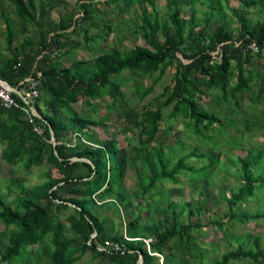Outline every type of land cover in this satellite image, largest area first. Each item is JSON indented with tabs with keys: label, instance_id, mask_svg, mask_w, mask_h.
I'll use <instances>...</instances> for the list:
<instances>
[{
	"label": "trees",
	"instance_id": "obj_1",
	"mask_svg": "<svg viewBox=\"0 0 264 264\" xmlns=\"http://www.w3.org/2000/svg\"><path fill=\"white\" fill-rule=\"evenodd\" d=\"M120 1L141 10V25L136 32L143 44H136L127 52L112 47L95 57L91 67H85L84 61L68 66L60 61V52L67 45L63 37L80 32L86 44L92 43L94 37L90 36V30L99 29L95 8L100 0H77L81 17L74 19L75 15L70 13L57 23L49 19L53 7L42 0H8L19 19L16 30L2 10L3 0H0L6 40L4 51H0V81L22 91L26 88V79L39 80V96L32 103L39 118L33 117L34 123H29L20 109L0 110V159L8 165L21 164L24 170L44 163L50 166L39 184L25 187L12 181L10 184L17 186V191L8 189V195L0 193V225L3 226L0 241L8 236L7 245L0 251V264H28L31 256L37 260L29 264H76L86 252L99 258L102 264L106 261L137 264L139 259L141 264H203L209 248L201 245L194 235L203 228L201 214L210 212L223 201L231 221L246 224L264 218V214L232 212L250 200L256 190L264 191V173L257 171L262 153L255 149L239 159L241 184L237 189H228L229 196L223 190L219 197L191 200L180 210L169 201L165 213L168 215L170 211V220L163 229L160 220L143 224L126 212L124 233L113 234L110 222L95 213L96 209L112 208V216L119 217L121 207L114 195L121 194L120 185L128 162L133 164L138 176L136 188L140 199L152 197L159 183L178 185L181 174H187L193 187L204 182L220 160L221 152L192 151L173 163L167 140L174 124L181 122L188 134L201 142L204 132L222 126L216 114L202 107L204 98L211 96L217 107L231 103L237 109L243 95L253 90L256 81L259 88L251 102L258 105L264 94V73L250 69L259 63L254 60L255 56L261 59L264 55V19L253 25L246 15L252 8L264 13V0H237L246 12L231 7V0H206L208 10L203 19L196 16L197 0H189L187 22L182 17L179 0H166L167 12L162 16L154 9L156 0H102V3L108 7ZM148 7L153 15L148 13ZM223 8L235 18L238 32L234 34L229 23L223 22L207 33L212 12ZM28 27L32 30L30 33ZM100 29L104 35L96 32V36L105 41L110 28L103 25ZM252 43L257 52L248 49ZM173 66L172 85L163 88L154 108L140 112L130 105L122 91L123 74L130 77L136 88L146 79H152L143 91L144 98ZM12 96L20 106H25L17 95ZM80 100H98L105 114L97 120L80 115L71 107ZM168 108L170 111L165 115ZM116 109L121 111L119 119L124 118L125 122L122 134L137 129L135 151L139 154L121 155L114 135L100 144L92 143L91 128L107 123L110 112ZM162 123L166 126L161 129ZM34 126L40 127L42 135L33 131ZM50 131L55 138L54 147ZM73 135H78L77 144L81 145L77 150L66 146ZM139 155L144 174L137 163ZM74 158L88 160L91 165L72 161ZM191 159L204 160L206 164L195 168L188 164ZM53 169L57 177L51 174ZM11 195L13 198L8 200ZM222 226L220 223L218 228ZM93 233L96 236L90 240ZM144 240H150L148 245ZM105 242L117 243L121 251L100 250ZM244 262L264 264L260 238L253 239L252 248L240 245L206 264Z\"/></svg>",
	"mask_w": 264,
	"mask_h": 264
},
{
	"label": "rangeland",
	"instance_id": "obj_2",
	"mask_svg": "<svg viewBox=\"0 0 264 264\" xmlns=\"http://www.w3.org/2000/svg\"><path fill=\"white\" fill-rule=\"evenodd\" d=\"M76 1L77 0H42L43 3L53 7L49 19L55 23H57L61 17L70 13L75 15L74 19H79L81 17L82 14L81 11L77 9ZM179 1L183 10L182 17L187 22L190 13V1ZM165 4L166 0L155 1L154 9L158 13V16H162L167 12ZM96 6L95 9L98 11L96 10L95 12V21L99 29L96 30L92 28L90 30V36L94 37L92 43L86 44L80 32L71 33L63 37L67 45L64 51L60 52L59 58L61 59L60 61L67 66L72 62L84 61L85 67H91L95 57L112 47H116L122 52H127L134 45L143 44L140 35H137L136 32L137 27L141 25L142 13L139 8L132 7L123 1L107 7L102 3V0H100L99 4L97 3ZM230 6L245 12L247 11L243 9L242 4L237 0H231ZM194 7L197 11V18L203 19L204 13L208 10L206 0H197ZM2 10L10 19L13 29L16 30L19 26V19L16 17L14 9L8 0H3ZM147 11L153 15V11L150 7H148ZM246 13L248 20L253 25L264 19V13L258 8H252ZM223 22L229 23V28L234 34L238 32V23L235 21V18L232 17L229 11L223 8L221 11L215 10L212 12V20L207 29V33H210L215 25ZM103 25L110 28L108 34L105 36V41L96 36V32L104 35V31L100 29ZM28 28L30 33L32 30L30 27ZM19 35H17V38L21 40V36ZM5 46V27L0 18V51H4ZM178 57L181 59L180 55H178ZM254 60L259 61V63L256 62L250 69H258L259 72L264 73V55L261 59L255 56ZM174 68V66L169 68L164 76H162L160 82L154 86L152 92L144 98H142L143 91L151 85L152 79H146L136 88V84L130 77L127 74H123L122 91L130 105L140 112L144 111L146 108H154L157 103L156 100L160 98L163 88L172 85ZM258 88L259 83L256 81L253 90L243 95L237 109L234 108L231 103L223 107H217L210 99L211 96L204 98L202 107L216 114L222 121V126L217 125L207 133L204 132L201 142L192 134H188V131L181 122L173 123V131L167 140L170 146V151H168V153L173 163L181 155L192 151H198L199 153H210L213 151L221 152L222 156L220 160L204 182L193 187V185L190 184L187 174H181L179 176L178 185H172L168 182L159 183L152 191V197L140 199V193L136 188L138 176L133 168V164L128 162L125 167L123 183L120 185L121 194L118 196H116V194L114 195V200H118L121 207L119 217L112 216V208L96 209L95 213L97 216L106 219V222H110L111 229L115 233H120L124 230V214L126 212L132 213L135 218L138 217L143 224L160 220L161 223H163V229L167 226V220L169 219L170 211L168 215L165 213V211H167L166 204L169 201L175 203L176 209L180 210L182 205L191 200L210 198L212 196L219 197L223 190L226 192V195L229 196L230 189H237L241 184L239 159L243 158L248 151L254 149L258 151L261 150L262 162L257 168V171L264 173V94L258 105H254L251 102V98L256 95ZM107 103L109 104L110 100H108ZM102 105L103 104L99 103L98 100H80L78 103L71 105V107L80 115L97 120L106 112ZM168 111H170L169 108L165 110L164 114L166 115ZM119 115H121L120 110H113L110 112L109 121L107 123H100L97 127L91 128L93 135L92 143L100 144L103 140L109 139L114 135L121 149V155L128 156L131 154H139L135 151L136 147H138V139L136 136L138 133L137 129H134L133 133L128 132L122 134L121 131L125 122L124 118L120 117L121 119H119ZM165 126L166 124L162 123L161 129ZM77 143L76 141L74 146L70 147V149H79L81 145ZM178 143H181V146L178 145ZM214 144H216L215 149H213ZM1 149L2 146L0 145V151ZM140 157L139 155L137 163L141 172L144 174L146 172L140 163ZM188 164L195 168H200L206 164V161L191 159L188 161ZM49 169L50 166L44 163L42 165L33 166L29 170H24L21 164L18 166L8 165L0 159V193L8 195V189L17 191V186L10 184L12 181L22 184L25 187L37 185L44 180ZM51 174L57 177L55 169L51 171ZM12 198L13 196L11 195L8 200ZM107 201L110 200L107 199ZM232 212L247 215L264 214V191L256 190L250 200L246 203L239 204L233 208ZM165 218H167L166 223L164 222ZM184 218L185 213L182 215V219ZM200 218L203 228L194 235L201 245L209 248L208 252L205 253L203 264L212 261L221 254L235 249L240 245L248 249L252 248V241L255 237L260 238L261 247L264 249V218H256L246 224L231 221L229 220L226 203L223 201L210 212L201 214ZM220 223L223 225L222 229L218 228ZM2 230L3 226L0 225V231ZM7 239L8 236H5L0 241V251L7 245ZM36 258V256H31L30 262L35 263L37 260ZM95 261H97V259L93 257L90 252H86L76 264H96ZM104 264L112 263L106 261ZM232 264L251 263L244 262Z\"/></svg>",
	"mask_w": 264,
	"mask_h": 264
},
{
	"label": "built area",
	"instance_id": "obj_3",
	"mask_svg": "<svg viewBox=\"0 0 264 264\" xmlns=\"http://www.w3.org/2000/svg\"><path fill=\"white\" fill-rule=\"evenodd\" d=\"M248 49L257 52V47L254 43L248 46ZM37 77H40V73L37 74ZM26 88H24L20 93L22 94L23 99L21 101L25 104V106H20L12 96L14 93L12 90L3 87L0 85V110L1 109H9V108H17L20 109L24 114L25 118L29 123H34L33 117H35L36 111L32 107V103L38 98V90L37 87L39 85L38 79H26ZM33 131L37 135H42V130L38 126H34ZM78 142V135H73L70 142L67 143V147H73L74 144ZM83 142V140H82ZM84 143V142H83ZM146 245L150 242V240H144ZM109 249L110 251L119 252L121 251V247L117 243L113 242H105L104 246L100 248V250Z\"/></svg>",
	"mask_w": 264,
	"mask_h": 264
},
{
	"label": "water",
	"instance_id": "obj_4",
	"mask_svg": "<svg viewBox=\"0 0 264 264\" xmlns=\"http://www.w3.org/2000/svg\"><path fill=\"white\" fill-rule=\"evenodd\" d=\"M0 85L12 90L15 95H17L20 99H23L22 94L16 88L10 87L6 82H3V81H0ZM35 117L39 118V115L36 113ZM50 134H51L50 142H51L52 146L54 147L56 145V142H55V138H54L52 131H50ZM72 161H85L86 163H89L91 165V163L88 160L74 158V159H72ZM95 236H96V233H93L90 237V240H92ZM141 262H142V260L139 259L137 264H141Z\"/></svg>",
	"mask_w": 264,
	"mask_h": 264
},
{
	"label": "crops",
	"instance_id": "obj_5",
	"mask_svg": "<svg viewBox=\"0 0 264 264\" xmlns=\"http://www.w3.org/2000/svg\"><path fill=\"white\" fill-rule=\"evenodd\" d=\"M21 92V91H20ZM34 109V108H33ZM35 110V109H34ZM37 113V112H36ZM120 233H124V230L122 231V232H120ZM113 234H117V233H115V232H113ZM97 259V261H95L96 262V264L98 263V264H100L101 262H100V259L99 258H96ZM102 264V263H101Z\"/></svg>",
	"mask_w": 264,
	"mask_h": 264
}]
</instances>
